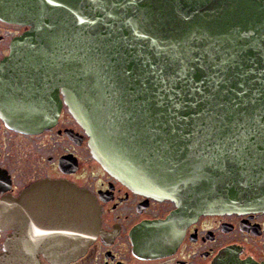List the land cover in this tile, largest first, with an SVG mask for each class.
I'll list each match as a JSON object with an SVG mask.
<instances>
[{
	"label": "water",
	"instance_id": "1",
	"mask_svg": "<svg viewBox=\"0 0 264 264\" xmlns=\"http://www.w3.org/2000/svg\"><path fill=\"white\" fill-rule=\"evenodd\" d=\"M0 19L29 27L0 62L12 88L0 97L20 78L28 86L5 102L11 113L32 120L42 111L32 81H48L105 169L211 210L264 209V0H0ZM46 184L50 247L32 249L19 231L0 264H39V253L64 263L96 237L92 195ZM14 207L0 204L7 228Z\"/></svg>",
	"mask_w": 264,
	"mask_h": 264
},
{
	"label": "flooded vegetation",
	"instance_id": "2",
	"mask_svg": "<svg viewBox=\"0 0 264 264\" xmlns=\"http://www.w3.org/2000/svg\"><path fill=\"white\" fill-rule=\"evenodd\" d=\"M28 28L0 19V62ZM45 82L32 81L33 106L42 111L29 122L5 107L7 100L25 99L24 79L16 81L13 97H0V204L15 203L12 227L0 224V254L19 231L30 237L32 249L50 247L58 228L40 186L69 182L98 205L97 235L79 257L58 263L39 253V264H264V209L211 210L180 192L105 169L93 158L61 87ZM0 84V90L12 91L7 80Z\"/></svg>",
	"mask_w": 264,
	"mask_h": 264
},
{
	"label": "bare ground",
	"instance_id": "3",
	"mask_svg": "<svg viewBox=\"0 0 264 264\" xmlns=\"http://www.w3.org/2000/svg\"><path fill=\"white\" fill-rule=\"evenodd\" d=\"M130 174H132V173H130ZM129 175V174H128Z\"/></svg>",
	"mask_w": 264,
	"mask_h": 264
}]
</instances>
